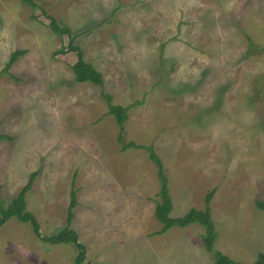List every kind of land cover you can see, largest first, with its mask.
I'll return each mask as SVG.
<instances>
[{
    "label": "rangeland",
    "instance_id": "1",
    "mask_svg": "<svg viewBox=\"0 0 264 264\" xmlns=\"http://www.w3.org/2000/svg\"><path fill=\"white\" fill-rule=\"evenodd\" d=\"M33 1L39 8L0 0V133L12 138L0 141L1 207L37 173L26 209L42 236L55 235L74 188L71 228L90 264H214L199 224L153 235L158 168L146 150H122L108 94L130 107L126 141L162 160L171 216L204 210L215 189L214 249L227 253L225 231L243 224L247 258L225 255L252 264L264 222L242 206L264 201V0ZM52 20L75 36L102 88L75 80L71 35ZM16 50L26 54L5 72ZM76 254L16 218L0 226V264H74Z\"/></svg>",
    "mask_w": 264,
    "mask_h": 264
},
{
    "label": "trees",
    "instance_id": "2",
    "mask_svg": "<svg viewBox=\"0 0 264 264\" xmlns=\"http://www.w3.org/2000/svg\"><path fill=\"white\" fill-rule=\"evenodd\" d=\"M32 8L36 9L39 6L33 0H24ZM41 8V7H40ZM53 31L58 34H70L71 41L69 43V49L66 51L76 53L78 60L72 66L73 72L75 73V80L77 82H91L101 88L104 86V78L101 72L97 71L91 64L87 63L84 59L85 53L80 46L75 45V36H72L70 31L66 27H60L56 25L55 21L51 23ZM63 49L56 52V54H64ZM26 54V50H16L11 54L8 60L5 72L23 55ZM106 99L108 105V114L112 115L118 126L117 140L122 146V150L127 149H144L149 153L150 160L158 168V176L161 182V188L158 192L159 201L157 200L155 206V217L157 221L162 225V228L155 232V234H164L173 227H187L192 224H199L204 227L205 233L202 236V243L207 252L211 253L214 258V264H242L229 258L227 255L214 249L216 242V230L211 215L210 205L214 198L216 190H210L205 197V208L204 210H198L196 208L190 209L185 215L181 217L171 216L173 210V203L170 196V190L168 186V178L164 170L163 162L159 155L156 153L153 146L137 145L133 142H127L125 139V123L128 120L130 107H124L115 105L112 102V97L108 94H102ZM7 140L12 141V138L0 133V141ZM37 176V173H33L30 177V181L25 185L13 201L8 205L7 208H2L0 203V226L4 225L11 218H16L23 223H29L32 226L33 232L36 237L44 243L51 245L58 244H73L77 251L76 257L74 258V264H90L87 258V248L79 240L77 232L71 228L73 220V210L77 205L76 190H71V201L68 207L66 225L58 233L52 236H42L40 231V224L30 211L26 209V195L32 189V184ZM256 206L258 209L264 211V201H257ZM254 264H264V252L259 253Z\"/></svg>",
    "mask_w": 264,
    "mask_h": 264
},
{
    "label": "crops",
    "instance_id": "3",
    "mask_svg": "<svg viewBox=\"0 0 264 264\" xmlns=\"http://www.w3.org/2000/svg\"><path fill=\"white\" fill-rule=\"evenodd\" d=\"M104 80H105V78H104ZM257 201H263V200H258L257 199L254 204L253 203L252 204L251 203H247V204L243 205L242 207L245 209L244 214L247 215V217H249V218L257 217L258 219H260V220H262L264 222V212L262 210H260V209L257 210L258 209L257 206H256V202ZM241 218H244V216L241 215ZM241 225H243V224H239V225L238 224H233L232 225V229H228V230L225 231V233L228 236H230L231 234L232 235L234 234V236H233V240H229V241H226L225 240V245H224V249H223L224 251L223 252H227L225 254H228V255H229V252H238L239 255L242 252H244V255L245 256L244 257H241L242 260H244V258H247V257H246V253H245V246H244L243 242L241 241L242 236L240 235V232H239V230L242 229ZM262 234L264 236V232H262ZM153 235H157V234H155V232H153ZM201 240H202V237H201ZM261 240L263 241L262 242V244H263L262 245L263 246L262 248L263 249L259 253L264 252V237ZM258 254L256 255L255 259L253 260V263L252 264H254V262L256 261ZM230 255H232V254H230ZM241 258H237L238 261H236V262H240V263L244 264L242 262Z\"/></svg>",
    "mask_w": 264,
    "mask_h": 264
}]
</instances>
